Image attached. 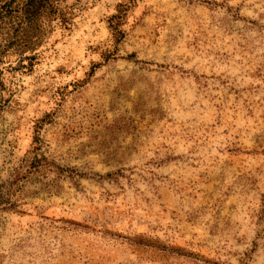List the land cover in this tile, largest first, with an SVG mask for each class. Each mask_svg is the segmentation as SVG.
Wrapping results in <instances>:
<instances>
[{"label":"rangeland","instance_id":"obj_1","mask_svg":"<svg viewBox=\"0 0 264 264\" xmlns=\"http://www.w3.org/2000/svg\"><path fill=\"white\" fill-rule=\"evenodd\" d=\"M0 61V264H264V0H60Z\"/></svg>","mask_w":264,"mask_h":264},{"label":"trees","instance_id":"obj_2","mask_svg":"<svg viewBox=\"0 0 264 264\" xmlns=\"http://www.w3.org/2000/svg\"><path fill=\"white\" fill-rule=\"evenodd\" d=\"M60 0H0V61L10 51L17 60L35 59L51 24L66 22Z\"/></svg>","mask_w":264,"mask_h":264}]
</instances>
